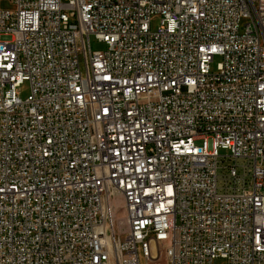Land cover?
Returning a JSON list of instances; mask_svg holds the SVG:
<instances>
[{
	"label": "built area",
	"instance_id": "1",
	"mask_svg": "<svg viewBox=\"0 0 264 264\" xmlns=\"http://www.w3.org/2000/svg\"><path fill=\"white\" fill-rule=\"evenodd\" d=\"M2 2L0 264H264V0Z\"/></svg>",
	"mask_w": 264,
	"mask_h": 264
},
{
	"label": "rangeland",
	"instance_id": "2",
	"mask_svg": "<svg viewBox=\"0 0 264 264\" xmlns=\"http://www.w3.org/2000/svg\"><path fill=\"white\" fill-rule=\"evenodd\" d=\"M1 7H9L8 4L2 2L0 4ZM158 22V16L157 15H152L150 18V29L153 30L155 28V26L157 25ZM9 36H4V35H0V40H5L8 39ZM89 45L90 48L93 50H102L104 49V45L103 43L97 42L95 39L92 38V36L89 37ZM219 63V57L218 56H214L210 62V70L211 71H216L217 66ZM28 83L26 81L22 82L19 87L16 89L17 95L23 99L27 96L28 94ZM195 143H198V141H195ZM218 154L220 155H227L228 151L227 150H223V149H219L218 150ZM226 164H228L227 160H223V161H219L218 162V174L223 173V170L221 169L222 166H225ZM108 204L110 206L113 207V217H114V228L115 230H119V232H122L123 230V226H122V215H123V211H122V199L119 195H114L112 197L109 198ZM139 264H143L142 259L139 257L138 259Z\"/></svg>",
	"mask_w": 264,
	"mask_h": 264
}]
</instances>
